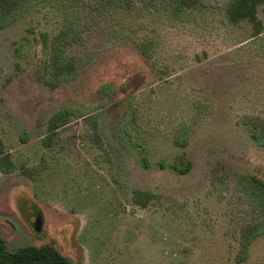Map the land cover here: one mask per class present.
I'll return each mask as SVG.
<instances>
[{
  "label": "rangeland",
  "instance_id": "rangeland-1",
  "mask_svg": "<svg viewBox=\"0 0 264 264\" xmlns=\"http://www.w3.org/2000/svg\"><path fill=\"white\" fill-rule=\"evenodd\" d=\"M202 1L180 19L130 14L124 37L107 34L105 21L89 24L70 48L84 62L78 77L55 86L27 27L52 34L63 12L47 6L0 30V136L18 166L0 170L9 249L50 243L74 264H264V234L235 260L242 229L260 218L240 181L264 180V147L251 136L264 124V32L250 37L249 22L230 23L228 0ZM21 36L31 38L17 57ZM62 106L87 117L44 146L47 119ZM185 159L189 172L171 168ZM135 188L156 196L142 207Z\"/></svg>",
  "mask_w": 264,
  "mask_h": 264
},
{
  "label": "trees",
  "instance_id": "trees-1",
  "mask_svg": "<svg viewBox=\"0 0 264 264\" xmlns=\"http://www.w3.org/2000/svg\"><path fill=\"white\" fill-rule=\"evenodd\" d=\"M204 5L202 0H0V30L11 25L24 16L38 11L41 8L54 6L63 12L64 22L57 31L50 34L48 31H37L33 26L27 27L31 37L21 36L14 44V54L23 55L24 43L30 41L40 43L43 50V80L50 86L71 81L78 77L81 66L70 53V48L84 42V28L89 24L100 25L107 22V34L124 37L126 31L131 30V20L127 16L135 14L141 9H161L173 18H182L187 12L200 9ZM264 14V0H228L225 15L230 23L238 24L241 21L249 22L250 37L259 36L264 32V16L259 15V8ZM116 24L121 25L120 28ZM130 32V31H129ZM140 53L144 57L151 56L153 48L149 40L137 42ZM203 55V53H202ZM200 56V55H198ZM104 91L110 88L104 85ZM76 110L70 106H62L52 112L46 122L41 142L50 147L58 138V130L69 125L74 119L86 118L87 114H75ZM94 140L102 147L100 136L95 132ZM252 138L264 147V124H254ZM22 141L28 140V134L23 133ZM143 163L148 166V160L143 156ZM163 166V163H161ZM192 161L185 159L182 163H173L171 168L178 173L190 171ZM18 166L12 159L10 151L4 147L0 136V170L11 172ZM20 170L32 176L31 170L21 164ZM241 189L250 198L252 206L258 210L260 218L247 224L239 235L240 248L235 256L237 262L248 258L251 243L264 234V180L251 175L240 181ZM151 190L135 188L133 200L136 204L146 207L155 198ZM0 264H74L72 260L60 252L54 245L43 243L40 245L24 244L16 249H9L5 239L0 235Z\"/></svg>",
  "mask_w": 264,
  "mask_h": 264
}]
</instances>
